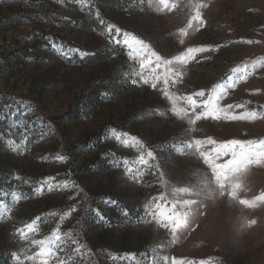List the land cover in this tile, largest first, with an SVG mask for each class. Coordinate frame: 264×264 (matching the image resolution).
Masks as SVG:
<instances>
[{
  "label": "rangeland",
  "instance_id": "374dc122",
  "mask_svg": "<svg viewBox=\"0 0 264 264\" xmlns=\"http://www.w3.org/2000/svg\"><path fill=\"white\" fill-rule=\"evenodd\" d=\"M233 139L264 149V0H0V264H264V162L233 198L200 156Z\"/></svg>",
  "mask_w": 264,
  "mask_h": 264
},
{
  "label": "snow or ice",
  "instance_id": "6c2138e0",
  "mask_svg": "<svg viewBox=\"0 0 264 264\" xmlns=\"http://www.w3.org/2000/svg\"><path fill=\"white\" fill-rule=\"evenodd\" d=\"M160 3L167 5L168 0H160ZM196 19H199V17H196ZM191 26V25H189ZM125 43H128V41H125ZM193 50L188 49V52L191 53ZM182 61L184 60V57H180ZM157 61L159 62V57H157ZM171 71V69H170ZM239 71L238 69H233V72ZM147 83V81H144ZM155 87V85H154ZM198 96H203L204 92L201 91L197 93ZM189 103L195 108V107H206L207 112L203 113L202 115L205 118L211 117L212 119H220L219 116V109L216 107V105L210 100H204L202 105H197L196 101L191 97H187ZM232 106L229 105V108ZM256 113L255 112H249L245 116H231V119H244V118H255ZM201 116H197L196 119H200ZM202 143L200 140H196L195 144L199 146ZM212 143H215V141H212ZM253 144L252 141H242V140H228L225 142H222L219 144L218 147L212 148L211 153H205L200 152L201 158L204 160V163L209 165L211 168V171L213 173V177L217 182L218 189H219V195L223 196L225 193H227L228 196L235 198L237 190L241 187L239 182H233V180L237 177V174L242 173L244 170H246L251 165H259L262 162H264V149L257 150L254 147H251ZM192 145L189 144L188 147H191ZM147 155L149 157L152 156V152H148ZM230 155V159H226L223 163H214L213 161L219 160L222 157H226ZM141 163H144L143 158H141ZM181 192H187L188 189H179ZM194 195L199 196L200 192L196 191L193 193ZM154 200L162 201L164 204V207L168 206V201L164 200L163 194L159 197H154ZM254 201H260L264 202V193H261L258 196H255L253 198ZM197 201L186 199L182 201L183 206L188 207L193 204H196ZM241 204L252 206L249 200L241 199ZM160 205L157 204V208L154 209V211H157L159 209ZM174 211L170 215H166L163 218L164 223H171L175 227L172 229L173 233H175L176 229L180 228L181 222H180V216L175 211V206H173ZM188 213H184L185 218L187 217ZM56 239H59L57 237ZM33 243H38L42 245L40 248V252L37 253V256L42 257H50L53 255V248L55 247V240H48V241H33ZM15 255V254H14ZM27 259L31 260L34 259V257H27ZM175 261V258H173ZM42 264H47V259L42 261Z\"/></svg>",
  "mask_w": 264,
  "mask_h": 264
}]
</instances>
